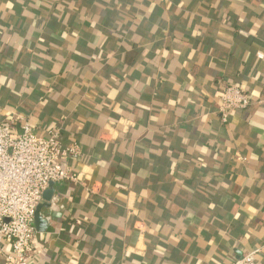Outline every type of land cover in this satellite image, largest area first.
Segmentation results:
<instances>
[{"label": "crops", "instance_id": "crops-1", "mask_svg": "<svg viewBox=\"0 0 264 264\" xmlns=\"http://www.w3.org/2000/svg\"><path fill=\"white\" fill-rule=\"evenodd\" d=\"M11 116L82 150L34 264H264V0H0Z\"/></svg>", "mask_w": 264, "mask_h": 264}, {"label": "built area", "instance_id": "built-area-1", "mask_svg": "<svg viewBox=\"0 0 264 264\" xmlns=\"http://www.w3.org/2000/svg\"><path fill=\"white\" fill-rule=\"evenodd\" d=\"M250 105L243 89L225 85L217 114L225 123L230 112ZM80 157L81 146L76 142L63 145L57 128L42 137L18 116L0 123V258L6 264H34L36 209L51 184H82L80 174L62 165ZM255 253H245L230 264H256Z\"/></svg>", "mask_w": 264, "mask_h": 264}, {"label": "water", "instance_id": "water-1", "mask_svg": "<svg viewBox=\"0 0 264 264\" xmlns=\"http://www.w3.org/2000/svg\"><path fill=\"white\" fill-rule=\"evenodd\" d=\"M48 208V204L46 203V204H41V205H39L38 207H37V209H36V212H35V217H34V225H35V227H36V229L38 230V231H45L46 230V222H45V219L44 218H42V216L40 215V211H41V209L42 208Z\"/></svg>", "mask_w": 264, "mask_h": 264}]
</instances>
